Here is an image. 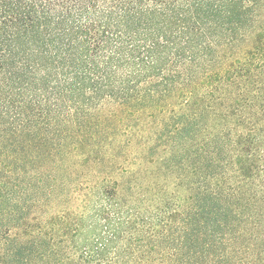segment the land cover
<instances>
[{
	"label": "trees",
	"instance_id": "trees-1",
	"mask_svg": "<svg viewBox=\"0 0 264 264\" xmlns=\"http://www.w3.org/2000/svg\"><path fill=\"white\" fill-rule=\"evenodd\" d=\"M0 264H264V0H0Z\"/></svg>",
	"mask_w": 264,
	"mask_h": 264
}]
</instances>
